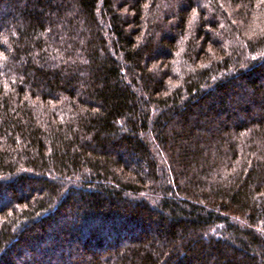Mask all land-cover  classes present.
Wrapping results in <instances>:
<instances>
[{"label":"trees","instance_id":"16d2710c","mask_svg":"<svg viewBox=\"0 0 264 264\" xmlns=\"http://www.w3.org/2000/svg\"><path fill=\"white\" fill-rule=\"evenodd\" d=\"M0 264H264V0H0Z\"/></svg>","mask_w":264,"mask_h":264}]
</instances>
